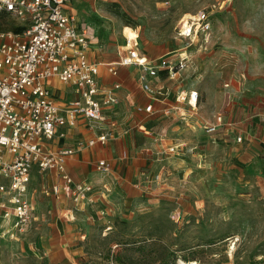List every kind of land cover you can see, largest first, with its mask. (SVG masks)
I'll return each mask as SVG.
<instances>
[{
    "label": "rangeland",
    "instance_id": "rangeland-1",
    "mask_svg": "<svg viewBox=\"0 0 264 264\" xmlns=\"http://www.w3.org/2000/svg\"><path fill=\"white\" fill-rule=\"evenodd\" d=\"M68 7L92 27L98 59L117 57L127 27L144 48L189 50L177 81L200 90L204 115H236L250 100L264 105V0H68ZM202 10L214 12L210 39L201 45L178 37L181 18ZM15 23L0 13V30ZM168 119L151 120L158 147ZM215 142L203 135L189 143L165 175L163 164L147 166L148 189L105 199L115 213L98 198L67 204L50 197L45 172L30 193L42 221L28 234L0 238V264H264L263 143Z\"/></svg>",
    "mask_w": 264,
    "mask_h": 264
},
{
    "label": "built area",
    "instance_id": "built-area-1",
    "mask_svg": "<svg viewBox=\"0 0 264 264\" xmlns=\"http://www.w3.org/2000/svg\"><path fill=\"white\" fill-rule=\"evenodd\" d=\"M0 13L25 27L21 32L0 30V238L15 239L28 233L36 220L28 199L36 169L58 173L59 181L52 186L57 196L65 193L76 202L94 200L95 186L75 180L67 168L68 158L77 149H53L48 141L57 134L64 135L63 129L77 125L81 117L102 120L104 108L119 102L121 84L105 87L100 83V63L88 56L93 29L69 10L68 0H0ZM213 20L214 12L209 10L185 16L177 26V36L203 45L210 39ZM183 51L172 58L151 59L141 51L136 32L133 37L126 35L118 61L107 65L115 75L118 65L141 68V87L153 94L149 77L157 76L161 69L170 77L177 76L188 61ZM53 78L72 84L77 97L59 104L50 86ZM199 96L197 90L192 91L189 103L197 105ZM153 107L150 103L137 106V110L149 113ZM223 125L224 115L217 114L205 125V131L215 134ZM107 139L102 135L89 144ZM242 139V134L237 136L238 141ZM78 147L82 148L83 142ZM98 169L109 170L110 164L102 159Z\"/></svg>",
    "mask_w": 264,
    "mask_h": 264
},
{
    "label": "crops",
    "instance_id": "crops-1",
    "mask_svg": "<svg viewBox=\"0 0 264 264\" xmlns=\"http://www.w3.org/2000/svg\"><path fill=\"white\" fill-rule=\"evenodd\" d=\"M195 43L198 44V42ZM125 46L126 44L119 47L117 57L112 60H101L93 54L94 40L88 48L89 59L100 63V83L105 87H112L117 82L121 84L117 90L119 102L114 106L104 108L102 120L90 121L81 117L77 125L63 129L64 135L57 134L52 141L50 140V143L48 141L49 146L53 149L61 147L77 149L76 153L67 160L69 172L75 180L94 185L93 198L102 199L110 211L116 212V206H109L106 202V198L110 194H112L111 198L123 199L134 195V186L142 187L144 190L148 189L150 175L145 172V169H148L147 166L163 164L162 172L165 175L167 163L170 165L179 160L171 159L173 155L187 149L188 144H193L200 136L206 135L215 140V143H224L228 146L244 143L249 146L255 143L264 144V121H262L264 119V105H260L259 101H247V110L236 115H233L228 109L216 111L212 116H206L201 112V93L196 85L183 88L181 82L177 81L178 75L183 70L175 77H170L167 70H159L157 76L149 77L154 88V94L148 93L140 84V75L143 72L141 68L118 65L117 75L109 71L107 64L117 62L119 53ZM188 47L190 49L194 46L192 44ZM183 49L185 48L163 53L162 47L155 43L145 48L141 46V51L151 59H160L165 56L172 58ZM186 51L189 60V50ZM134 73L138 75V79L133 76ZM228 85L230 84L228 83ZM50 86L58 94L57 101L61 105L67 100L70 101L77 97L72 84L53 78ZM194 90H197L200 96L197 105L193 106L189 103V99ZM150 103L154 105L151 112L137 110V106L145 107ZM163 113L169 118V126L163 130V132L166 131L165 137L156 138V141L157 139L160 140V147H158V144L152 141L153 136L151 134H156V127L151 120ZM217 114L224 115L225 125L220 127L217 133L210 135L205 131V125L214 121ZM169 133L170 136H168ZM138 134L143 135L145 140L139 138L138 140L141 141L136 142V135ZM240 134L243 135L242 141L237 140V136ZM102 135L108 136L105 143L97 141L95 145L89 144L90 140L97 139ZM80 142H83L82 148L78 147ZM263 144L261 146L264 148ZM172 147L175 148L173 151H171ZM155 152H158L157 155L165 153L166 156L158 157ZM102 159L110 164L109 170L98 169V162ZM44 173L36 169L32 174L28 199L35 209L36 220L33 222L30 231H33L42 221L40 210L30 199L31 187L35 180H40L44 176ZM46 176L51 181L46 190L50 197L63 198L62 201L67 204L75 202L65 193L59 196L53 193L52 186L59 181L57 172L48 171ZM87 202L90 204V201ZM114 205H117V201H114Z\"/></svg>",
    "mask_w": 264,
    "mask_h": 264
},
{
    "label": "trees",
    "instance_id": "trees-1",
    "mask_svg": "<svg viewBox=\"0 0 264 264\" xmlns=\"http://www.w3.org/2000/svg\"><path fill=\"white\" fill-rule=\"evenodd\" d=\"M5 14H6V13H5ZM24 28H25V27L20 26V25H17V24L15 23V27H14V28H11V29L14 30V31H16V32H21ZM8 30H10V29H8Z\"/></svg>",
    "mask_w": 264,
    "mask_h": 264
},
{
    "label": "bare ground",
    "instance_id": "bare-ground-1",
    "mask_svg": "<svg viewBox=\"0 0 264 264\" xmlns=\"http://www.w3.org/2000/svg\"><path fill=\"white\" fill-rule=\"evenodd\" d=\"M126 30H128V32H127V34H126V35H129V36H131V37H133V36H135V35H136V34H135V32H133L131 28L127 27V29H126ZM191 45H192V44H191ZM183 56H184V57H187V55H186V54H184Z\"/></svg>",
    "mask_w": 264,
    "mask_h": 264
}]
</instances>
